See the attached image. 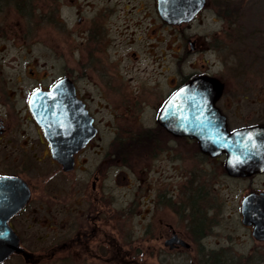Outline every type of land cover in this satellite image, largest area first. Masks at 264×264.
<instances>
[{
  "label": "flooded vegetation",
  "instance_id": "af4514ba",
  "mask_svg": "<svg viewBox=\"0 0 264 264\" xmlns=\"http://www.w3.org/2000/svg\"><path fill=\"white\" fill-rule=\"evenodd\" d=\"M205 7L169 23L157 0H0V177L24 180L29 192L7 220L18 242L0 264L216 262L222 248L202 240L216 227L204 212L215 217L217 180L203 175V164L216 175L225 156L202 152L159 113L195 76L222 82L214 104L229 131L264 127V96L254 102L259 110H243L252 102L236 95L239 83L225 95L219 47L226 44L229 57L233 37L195 24ZM207 13L212 22L224 19L213 5ZM229 66L241 84L242 65ZM55 85L59 100L44 105L74 112L81 104L83 116L78 130L54 124L49 136L29 100ZM224 173L251 181L264 170ZM250 193L264 210V188L249 187L239 201L240 223L264 245L252 235L254 224L242 221L241 201ZM254 253L262 257L264 248Z\"/></svg>",
  "mask_w": 264,
  "mask_h": 264
},
{
  "label": "water",
  "instance_id": "95a60500",
  "mask_svg": "<svg viewBox=\"0 0 264 264\" xmlns=\"http://www.w3.org/2000/svg\"><path fill=\"white\" fill-rule=\"evenodd\" d=\"M205 2L206 0H157V10L163 20L179 23L193 18ZM222 87V82L215 77H193L168 99L159 113V120L173 132L196 139L202 152L212 156L224 154L223 167L227 174L245 176L261 172L264 170V127L254 126L229 131L225 116L214 104L222 92ZM58 91L59 85H55L47 92H34L29 100L34 118L49 136L55 132L54 124L75 125V130L81 126V104H75L74 112L57 111L54 108L52 110L44 105L43 102L47 100H59L56 95ZM70 97L72 99L74 95ZM172 117L176 121H168ZM179 117L181 121H186L185 125L179 123ZM28 193L24 180L0 177V261L17 247V236L8 226L7 220L21 208ZM252 198L254 193L244 196L241 201L242 221L246 224L253 223L252 235L256 239L264 240V210L262 205H253Z\"/></svg>",
  "mask_w": 264,
  "mask_h": 264
},
{
  "label": "rangeland",
  "instance_id": "374dc122",
  "mask_svg": "<svg viewBox=\"0 0 264 264\" xmlns=\"http://www.w3.org/2000/svg\"><path fill=\"white\" fill-rule=\"evenodd\" d=\"M212 5L224 19L211 21L210 13L207 11ZM205 6L206 10L198 16L195 24L209 31L222 28V36L227 35L229 31L233 37L230 44L232 54L229 57L227 45L219 47L217 69L219 77L225 81V95L231 82L234 83L233 86L239 83L236 86L238 88L236 95H247L245 102H252V105H244L242 109L259 110L262 104L254 102L260 101L264 96V0H207ZM231 13H234L232 20L229 19ZM228 60L231 61L230 64L242 65L238 69L245 74L241 84L238 77L232 79V75H229ZM240 61L241 64L238 63ZM231 119L239 120L232 116ZM212 172L210 164H203V175L208 178L212 176L215 179L213 182L217 180L213 195L218 208L215 217L210 211L204 212L213 216L216 227L210 236L203 238L202 242L208 248L214 247L215 242H218L217 248H222V251L216 262L202 259L201 264H264V256L254 253L263 251L264 245L256 243L251 237L248 229L240 223L238 212L240 198L249 187L264 188V175L257 176L251 181L227 177L223 169V158L217 160V174ZM214 230L216 234L213 233Z\"/></svg>",
  "mask_w": 264,
  "mask_h": 264
},
{
  "label": "trees",
  "instance_id": "16d2710c",
  "mask_svg": "<svg viewBox=\"0 0 264 264\" xmlns=\"http://www.w3.org/2000/svg\"><path fill=\"white\" fill-rule=\"evenodd\" d=\"M235 11H236V9H235Z\"/></svg>",
  "mask_w": 264,
  "mask_h": 264
}]
</instances>
